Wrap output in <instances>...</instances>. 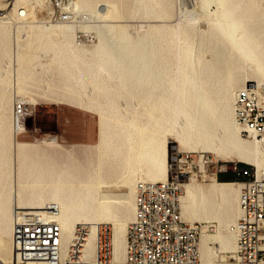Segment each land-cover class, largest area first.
Instances as JSON below:
<instances>
[{"label":"bare ground","instance_id":"bare-ground-1","mask_svg":"<svg viewBox=\"0 0 264 264\" xmlns=\"http://www.w3.org/2000/svg\"><path fill=\"white\" fill-rule=\"evenodd\" d=\"M63 1L62 10L53 9L49 2L57 24L45 26L38 24L28 0H15V18L25 23L20 27L38 30L29 35L31 39L24 45L18 34L21 30L16 29L13 46L9 22L5 21L8 17L0 12V70L2 59H7L8 66L30 60L42 64L49 58L57 63L75 86L66 96L75 100L81 110L100 116L94 149L97 160H90L85 167L79 163H59L37 141H20V133L25 132L21 120L30 114V100L15 101L25 104L17 124L14 107L12 116L7 114L10 100L7 87L0 81V186L10 176L7 170L13 159H19L22 169L26 165L31 167L16 193L12 191L15 187L0 189V236H6L9 242L0 264H10L14 259L13 217L17 209L23 208L57 210L54 218L62 228L64 253L77 227L86 224L90 231L83 254L86 258L94 256L103 227L113 224V260L125 264L128 232L136 213L137 184L168 180L169 137L188 149L208 151L213 163L223 160L249 164L256 169L257 177H264V142L254 137L242 138L244 129L235 114L238 90L256 81L258 86H264V8L253 0H196L209 19L207 30H195L190 25H148L147 32L134 41L126 30L112 24V0ZM100 1L108 9L103 5L94 19L83 13L89 7L96 8ZM136 1L139 9L130 13L133 17L139 13L143 19L169 16L168 0ZM7 5L0 0V7ZM62 11L68 12V21L62 19ZM196 11L195 7L187 9L193 21ZM91 31L95 35L90 37ZM78 33L90 37L86 39L90 47L82 44L84 39H78ZM206 51L210 57H206ZM246 69L252 71L254 79H246ZM112 75L116 81L111 80ZM85 79L95 80V90L103 94L101 100L91 97L94 90L87 88ZM125 94L136 95V99L143 97L137 105L134 97L127 98ZM41 97L62 100L55 94ZM133 103V111H128L126 106ZM140 105L142 112L137 111ZM82 150L93 153L89 147ZM206 164L200 158L198 166L207 183L199 184L193 177L183 185L181 216L188 222H233L227 234L202 231L199 238L200 264H230L216 262L213 249L216 253L237 250L234 227L242 217L241 184L208 176ZM141 168L148 181H137ZM111 184L126 187V191L104 190Z\"/></svg>","mask_w":264,"mask_h":264},{"label":"built area","instance_id":"built-area-1","mask_svg":"<svg viewBox=\"0 0 264 264\" xmlns=\"http://www.w3.org/2000/svg\"><path fill=\"white\" fill-rule=\"evenodd\" d=\"M57 9L63 0L52 3ZM64 21L70 16L61 12ZM17 124L25 104L14 105ZM235 114L243 127V136L264 142V86L249 83L236 92ZM24 125V121H23ZM190 154L171 156L169 178L165 182H140L136 187V213L130 225L125 264H200L199 238L201 223H187L182 219L180 197L184 183L191 180L193 165ZM220 162L215 163L218 167ZM226 165L222 163L220 170ZM248 177L241 184L242 217L234 227L237 250L234 264H264V177L254 171H234ZM217 179L218 171L211 173ZM56 209L48 211L17 209L13 217L14 259L10 264H118L113 260L112 231L104 226L95 243L93 257L86 258L89 228L77 227L67 250L62 251L63 232L54 218Z\"/></svg>","mask_w":264,"mask_h":264},{"label":"rangeland","instance_id":"rangeland-1","mask_svg":"<svg viewBox=\"0 0 264 264\" xmlns=\"http://www.w3.org/2000/svg\"><path fill=\"white\" fill-rule=\"evenodd\" d=\"M169 1V16L164 18H149L143 19L141 14L139 13L136 17L130 15L131 12L139 9V3L135 0H112L110 2L109 7L115 9V14L113 18L112 24H115L116 29L126 30L127 34L134 40L142 36L148 30V25H165L169 27H184L190 25L195 30L200 29L201 31L207 30L209 26L208 17L200 11L199 4L196 0H168ZM257 5L264 8V0H253ZM15 0H2L3 4H8L7 6L0 7V12L5 14L8 18L5 20L9 22L8 32L12 36V44H15V32L16 29H20L21 31L18 33L20 38L21 45H24L26 40H28L32 33H36L38 30L35 28H25L20 27L25 23H21L15 18L16 11L13 9V4ZM29 4L32 5L33 11L37 16L38 24H43L45 26H49L51 24H57L53 16L51 9L49 8V2L53 3L54 0H28ZM135 3V4H134ZM11 5V6H10ZM98 5V6H97ZM107 7L105 2L100 1L95 6L89 7L87 11L83 13H87L91 18L94 19V16L98 13V9L101 7ZM191 5V6H190ZM112 6V7H111ZM114 6V7H113ZM3 7V8H2ZM53 9H56L52 5ZM191 7V8H190ZM196 8L197 17L195 21H193L192 17L187 15V9L190 10L192 8ZM213 9V6L211 7ZM108 11V10H107ZM58 14L59 11H56ZM201 13V14H200ZM205 15V16H204ZM195 19V18H194ZM9 20V21H7ZM208 21V22H207ZM55 22V23H54ZM191 22V24H190ZM155 23V24H154ZM158 23V24H156ZM28 25V24H27ZM140 25H143L142 29ZM208 25V26H206ZM121 26V27H120ZM199 30V31H200ZM26 31V32H25ZM77 33V30L76 32ZM80 36L78 39H84L83 45L86 47H90V43H86V39L94 36L95 33L91 31V34L88 37L83 36V33H78ZM31 39V38H30ZM95 39V38H94ZM96 42V40L94 41ZM14 49V47H13ZM2 52L0 51V55ZM12 53L13 50H12ZM13 55V54H12ZM206 57H210V52H205ZM14 61V60H13ZM28 62H14L10 66L7 64V59L1 60V66L3 67L0 70V81H3L4 86L7 87V97L9 101L8 107V115L12 116V110L15 105V101L18 98L29 99L30 106L29 115L24 120H21V126L25 129L24 133H20L19 140L23 142H36L40 145L44 152L51 155L58 161L59 163H67L71 165L73 163H79L82 166H86V164L90 161H96L97 155L94 152L95 146L98 143V131L100 126V116L97 113H88L86 111L81 110V108L76 105V101L69 99L68 94L72 93L75 90V86L73 85L72 80H68L67 75L64 76V71L58 66L57 63L51 61V59H45L42 64H36L33 60ZM7 65V67H6ZM16 72V73H15ZM246 79H254L251 77L252 71L249 69L245 70ZM113 76V75H112ZM67 77V78H65ZM105 80V79H104ZM112 81H116V78L113 76ZM106 82H111L106 79ZM257 82V81H256ZM255 82V83H256ZM85 83L88 84L87 88L90 90H94L91 94L92 98L97 97L98 99H102L103 94L101 91H96V82L92 79H85ZM242 84L237 88L240 89ZM86 88V87H84ZM83 90V89H82ZM86 89H84L85 91ZM235 90V92L237 91ZM83 91V92H84ZM82 92V93H83ZM89 92V91H87ZM99 92V93H98ZM49 94V95H57L58 98L62 100H49L42 98L41 95ZM139 95V94H138ZM142 95V94H140ZM139 95V96H140ZM134 97L136 101L135 104L139 105L141 96L136 99V95L125 94V97L130 98ZM139 101V102H138ZM103 103V101H101ZM127 105L126 109L128 111H133V107L135 106ZM141 104V103H140ZM142 105V104H141ZM137 107V111L142 112V106ZM109 106V105H107ZM90 125V129L88 128ZM78 129V130H77ZM69 133L75 134L77 138H68ZM242 138L248 139L247 137ZM57 136L58 141L56 139ZM48 143H57L58 145H49ZM89 147L93 150V153L83 151L82 148ZM176 153H181L182 155L190 154L192 157L190 159V164L193 165V170L191 172V178L197 181V183L205 184L208 181L207 178L203 176L198 163L200 158L207 162V175L212 176L211 173L218 171L219 173H225L229 171H234L235 165H237L238 171H241V165H247L249 168H245L247 171L256 172V169L249 164H240L241 162L232 161L226 162L220 160L218 167H215V163L212 162V154L208 151L204 153H200L198 150L189 148L180 145L178 142H175L173 137H169L168 143V164L170 163L171 156ZM210 160V161H209ZM209 162V163H208ZM19 159L15 158L10 162L8 166L7 172L10 174L9 178L5 180V183H2L0 189L4 187L6 189H14L13 193H16L22 187V179L24 176H27L29 172H31L30 165H26L24 169L19 164ZM224 163L226 168L224 171L220 170V167ZM13 169V170H12ZM15 176V178H14ZM139 180H146V176L143 175V168L138 172L137 175ZM204 177V178H203ZM214 177V176H213ZM243 178L247 179L248 177H241V179L236 180L234 182H242ZM207 179V180H205ZM217 181H221L216 179ZM136 181V182H137ZM135 182V184H136ZM16 183V184H15ZM14 184V185H13ZM20 184V185H17ZM104 190L115 192V193H123L126 191V187L111 184L104 188ZM135 195V188H134ZM133 195V201H134ZM14 208V207H13ZM22 208V207H18ZM24 209V208H23ZM224 214V213H223ZM240 217V216H239ZM185 222H188L186 219H183ZM238 221V219H237ZM236 221V222H237ZM235 222V223H236ZM188 223H201L203 227L202 234H217L222 232L227 234L230 230L233 222L225 221L223 224H220L217 220H195L193 222ZM130 222L127 224V229ZM111 229L113 230V224H109ZM9 247V242L6 236H0V257L5 256L7 254ZM215 247V245H214ZM215 252L214 260L218 263H232L233 261V253L231 250H220ZM231 251V252H230ZM10 260V259H9ZM8 260V261H9Z\"/></svg>","mask_w":264,"mask_h":264},{"label":"crops","instance_id":"crops-1","mask_svg":"<svg viewBox=\"0 0 264 264\" xmlns=\"http://www.w3.org/2000/svg\"><path fill=\"white\" fill-rule=\"evenodd\" d=\"M88 128L90 129V125H88ZM77 130H78V129H77ZM68 135H69L68 138H72V139L77 138V136H75V134H73V133H69ZM54 137H56V139H57V141H58L57 136H54ZM58 142H59V141H58ZM245 168H246L245 166L241 168V173H243V171L246 170ZM217 177H218L219 180H220V178H222L221 181H223V182H226V181H227V182H234V181H236V180L241 179V177H244V176H240V177H239V176L237 175V173H235V172H233V171H229V172H225V173H219ZM243 180H245V178H243Z\"/></svg>","mask_w":264,"mask_h":264},{"label":"trees","instance_id":"trees-1","mask_svg":"<svg viewBox=\"0 0 264 264\" xmlns=\"http://www.w3.org/2000/svg\"><path fill=\"white\" fill-rule=\"evenodd\" d=\"M240 164H244V163H240ZM244 166H245L246 168H249L247 165H241V168L244 167ZM220 180H222V178H220ZM226 182H227V181H226Z\"/></svg>","mask_w":264,"mask_h":264}]
</instances>
